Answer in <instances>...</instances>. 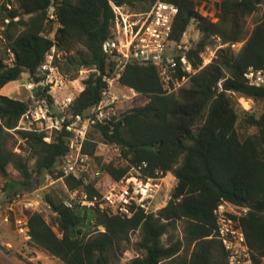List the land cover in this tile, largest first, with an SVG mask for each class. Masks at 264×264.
Masks as SVG:
<instances>
[{"label":"trees","instance_id":"16d2710c","mask_svg":"<svg viewBox=\"0 0 264 264\" xmlns=\"http://www.w3.org/2000/svg\"><path fill=\"white\" fill-rule=\"evenodd\" d=\"M5 1L0 91L24 74L39 80L37 69L55 48L65 55L55 57L54 65L70 81L82 70L90 71L71 106L84 114L99 103L107 87L104 78L113 71L102 49L112 36L111 3L146 12L158 0H14V7ZM161 1L179 8L175 40L181 41L193 23L200 33L189 53L196 73L169 91L155 66L133 61L125 67L119 83L137 91L146 103L106 125H93L98 136L89 134L83 154L91 158L90 164L97 163L99 175L94 179L90 171L55 175L68 154L70 132L17 129L30 100L0 94V174L7 193L3 196L12 204L18 195L40 188L45 173L62 177L66 198L47 193L43 199L56 214L61 235L40 213L27 218L29 244L62 264H115L132 247L140 254L128 264H229L217 235L215 212L220 205L241 210L240 215H228L243 231L254 264H264V86H252L245 78L251 67L264 71V0ZM217 39L222 45L243 46L239 51L219 48L213 61L201 68L203 53ZM182 75L181 70L176 74ZM240 98L263 105L243 110ZM48 135L51 142L44 140ZM16 141L31 150L33 169L29 158L15 152ZM100 143L116 147L124 163L105 162L99 155ZM9 168L21 179H10ZM133 172L145 179L172 174L177 183L168 204L157 212L141 209L131 218L110 209L65 205L72 192L94 196L107 181H119ZM10 220L15 223L13 212ZM179 224L184 237L176 240ZM136 232L139 241L133 244L131 236Z\"/></svg>","mask_w":264,"mask_h":264},{"label":"built area","instance_id":"2783aa9c","mask_svg":"<svg viewBox=\"0 0 264 264\" xmlns=\"http://www.w3.org/2000/svg\"><path fill=\"white\" fill-rule=\"evenodd\" d=\"M4 1L0 0V5ZM111 5L115 14L112 36L103 43L102 49L110 58L113 71L111 76L104 78L107 87L103 90L99 103L90 107L84 114H80L75 113L71 107L76 96L59 99L53 95V89L61 86L54 77L55 73L60 72L54 65L56 52H58L55 48L47 55L45 63L37 69V75L41 78L29 79L25 85L30 94L28 97L30 102L17 129L46 131L49 134L63 130L70 132L68 154L60 161L55 175L59 173L64 176L79 175L81 172L90 171L91 158L83 154V146L89 138L93 125H106L120 115L117 106L119 99L114 89L121 87V92L128 89V93L138 97L137 91L119 83L121 73L130 62L138 61L155 66L165 84V89L169 91L183 86L196 73L189 59L192 40L183 38L178 41L173 38L174 22L179 14V8L176 5L158 0L146 12H131L114 3ZM217 40L219 45L216 49L209 51V58L204 59L202 55L201 68L213 61L219 48L230 47L239 51L243 46V43L222 45L220 39ZM179 70L184 73L181 78L176 76ZM245 78L252 86H264L263 70H255L251 67L245 73ZM55 84L56 86L53 87ZM48 87L49 90H47ZM44 140L51 142V136L48 135ZM46 178L47 181L62 179V177L55 179L50 174ZM162 179L164 177L145 179L139 174L130 173L119 181H107L100 193L94 196L86 192H72L70 200L66 201L65 205L68 208L80 205L102 211L110 209L126 218L133 217L141 209L146 212H157L161 208L154 209L156 194L154 189H159L158 182ZM2 193L3 189H0V196ZM22 199L24 198L18 195L12 205L22 201L26 208L34 206L30 200ZM215 213L218 218L217 235L228 255V263L254 264L245 235L235 220L228 215L226 206L220 205ZM15 223L18 233L30 238L28 220L17 217Z\"/></svg>","mask_w":264,"mask_h":264},{"label":"rangeland","instance_id":"374dc122","mask_svg":"<svg viewBox=\"0 0 264 264\" xmlns=\"http://www.w3.org/2000/svg\"><path fill=\"white\" fill-rule=\"evenodd\" d=\"M75 1V0H74ZM5 3L9 4L11 7L16 6L14 0H6ZM3 4V3H2ZM1 4V5H2ZM0 5V33L2 30L5 29V26L2 22V16L3 12L1 10ZM214 5H211L210 10L211 12L214 10ZM263 12L261 11L258 16L261 17ZM254 18L249 19V24L253 23ZM8 22V21H6ZM57 28V25H53V29ZM54 32L51 34V37H53ZM185 40H194L197 41L200 38V33L196 30V25L193 23L188 31L186 32V35L183 37ZM219 45V40H215V43L212 47L207 49L205 53H203L204 59L209 58L210 50L216 49V47ZM65 53L63 52H56V57H59L60 59L63 58ZM59 72V71H58ZM90 71L89 70H82L78 76L77 79L70 81L68 77L63 75L61 72L55 73L54 77L56 78V82H59L61 85L60 87H56L53 89L52 93L55 97L59 99H65L66 96H77L82 90L84 89L83 81L89 76ZM29 77L24 74L23 79L17 82H12L5 86L1 91L0 94L2 95H9L16 99H28L29 92L26 90L25 85L28 83ZM63 82V83H62ZM62 83V84H61ZM58 84V85H59ZM56 86L53 85V87ZM121 87H117L114 89V93H116L119 101H118V108H119V114H123L127 111H129L132 108L144 105L146 103V99L142 97L140 94H138V97H133L130 93H128V89L126 91L121 92ZM123 96H126V98H123ZM240 106L243 110H253L258 108L259 106L263 105V103H256L251 100H247L245 98H240L239 100ZM90 135L98 136V134L95 132V128L90 129ZM98 142H101V139L98 137L95 138ZM99 155L103 156V160L105 162H112L117 161L119 163H124V160L120 159V151L116 147H108L105 144L100 143L99 144ZM15 152L20 153L26 158H29V164L31 169L35 166V159L31 158V150L27 147L23 141H16L15 144ZM92 170L90 169L91 177L94 179L97 177L98 174V166L97 163L93 162L91 164ZM134 173V172H133ZM9 178L10 179H21L20 174L14 170L13 168H9ZM48 174L45 173L43 176V184L40 188H38L36 191H34L31 194L21 196L25 200H30L34 206L32 208H26L23 206V203H16L15 205H12L9 200H6L5 197L2 200V195L7 194L5 191L0 196V264H25L27 261H31L35 264H62L59 260L52 258L45 253L39 251L38 249L32 247L29 244L30 238H27L17 231L16 223H13L10 220L11 212L15 215V220L17 217L27 219L29 215H31L34 212L40 213L47 222L51 225V227L54 229V231L61 235V231L58 228L57 221H56V214L49 208V206L45 203L43 200L44 197L42 195H45L47 193L54 195L55 197L65 199L67 188L63 184V181L56 180V181H47ZM176 178L172 174H168L164 179L160 180L158 182L159 189L156 188L154 191L155 194V206L154 209L157 210L158 208L165 207L171 198V192L176 186ZM5 188V181L0 174V189ZM8 192V191H7ZM153 200V201H154ZM227 212L240 215L241 210L231 206V205H225ZM182 225L179 224L178 230L175 232V239H183L184 234L182 233ZM132 243L135 244L139 241V234L133 233L131 236ZM164 242L168 241V236H165L163 238ZM140 251L137 250L136 247H132L129 251H127L123 257L120 259L119 262L115 264H128L130 260L133 258L139 256Z\"/></svg>","mask_w":264,"mask_h":264},{"label":"crops","instance_id":"0c3cea01","mask_svg":"<svg viewBox=\"0 0 264 264\" xmlns=\"http://www.w3.org/2000/svg\"><path fill=\"white\" fill-rule=\"evenodd\" d=\"M82 91H83V90H82ZM3 197H4V196L2 195V197H1V198H2V200L4 199ZM27 220H28V219H27ZM46 221H47V220H46ZM58 228H59V227H58ZM59 230H60V229H59Z\"/></svg>","mask_w":264,"mask_h":264},{"label":"water","instance_id":"95a60500","mask_svg":"<svg viewBox=\"0 0 264 264\" xmlns=\"http://www.w3.org/2000/svg\"><path fill=\"white\" fill-rule=\"evenodd\" d=\"M44 197V195H42Z\"/></svg>","mask_w":264,"mask_h":264}]
</instances>
